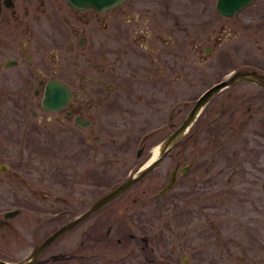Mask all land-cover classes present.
<instances>
[{
	"label": "flooded vegetation",
	"instance_id": "1",
	"mask_svg": "<svg viewBox=\"0 0 264 264\" xmlns=\"http://www.w3.org/2000/svg\"><path fill=\"white\" fill-rule=\"evenodd\" d=\"M242 10L223 15L214 3L207 15L193 0H124L103 10L67 0H0V264L240 260L226 252V241L242 238L241 193L258 212L253 221L264 215L250 195L264 177V163L256 167L264 157L253 146L264 138L257 104L264 87L256 81H264V60H236L231 23ZM167 96L174 98L167 137L187 126L163 157L175 178L154 195L156 221L159 199L182 177L203 221L201 232L176 233L171 225L197 214L190 206L184 217L174 210L163 223L167 232L153 238L138 198L129 199L133 185L91 209L128 178L126 169L112 179L132 142L142 157ZM145 127L152 130L136 137ZM248 231L251 240L256 228Z\"/></svg>",
	"mask_w": 264,
	"mask_h": 264
},
{
	"label": "rangeland",
	"instance_id": "2",
	"mask_svg": "<svg viewBox=\"0 0 264 264\" xmlns=\"http://www.w3.org/2000/svg\"><path fill=\"white\" fill-rule=\"evenodd\" d=\"M214 3L215 0H193V5H196L200 10L207 9V15L214 14V12L211 11L214 8ZM238 15L240 16L241 20L237 21L236 23H231L232 29L234 28L236 30V39L240 42L239 49L236 53V60H253V58L254 60H264V0H257L253 3H250L249 5L244 7ZM253 20L256 23V25H254L255 27H249L250 21ZM215 22H218V19ZM231 43L232 42L228 41L227 43H225V47H228V45ZM173 100L174 98H169L167 96L165 98V102L161 107L160 113L156 114V134L151 138L152 140L150 139V141L148 142L146 146L147 149L143 153L142 157L136 158L135 150L139 147V145L135 144V142H132V144L129 145V151L126 156L124 167H122L120 173L113 176V181L122 176L125 173L126 169L129 173L128 177L132 173L138 171L152 157L155 146L154 144H156L157 146L167 137L170 132L168 121L169 109L167 110V108ZM257 104L258 107H260V109H262V111L264 112V103H260L258 101ZM181 115L179 117H181ZM179 117L177 119H179ZM143 130H145V132H149L152 129L146 130V127L143 129H138L135 136L137 137V135H139ZM256 138L257 139L253 146H257V149L260 150V153L262 154L261 158H263L264 138H260L258 136ZM176 150H178V147H173L172 152H175ZM145 158L147 159L145 160ZM261 161L264 163V158L260 161L257 160V169L261 167ZM170 163V157H165L156 168H154L153 170L145 174L142 178H140L137 182H135L128 191L130 200L134 197L138 198L136 207L141 208L140 210L143 211L142 224L144 226V232L154 234L153 238L156 236V232H158L159 229V231L161 232L165 231L163 223L168 222L169 217L174 212V210L181 209V215L182 217H184L183 215H186L188 206H190V209L195 212V215H197L195 217L193 216L191 218L192 220L189 219L185 225H171V229H173V231H175L176 233H187V230L189 229L192 233H195L196 231H202V213L200 209L197 208V205L190 204V200H193V198L188 197V194H186V183L184 181V177L178 179V184H176L168 194L163 195L159 199L158 208L163 216L158 222L156 221V203L154 202V195L163 187L167 179H169L168 177L170 175ZM73 164L75 166V162L66 161L65 167L72 168ZM111 167L120 168V165H113ZM263 179L264 177L261 178V180H256V183L253 187V192H251L250 195L253 196V199H255L256 204L258 205L257 210H262L264 213V191H262L261 189L262 187L264 188V182H262ZM241 195H245L244 199L241 198V202H243L244 200L247 201V204L244 205V208L240 209L241 215L239 217V220L240 233L242 235V238L241 241H226V244L229 245V248L226 247V252L235 253L237 255L236 257H238L237 259L240 258V260H238L236 264H238L239 261L240 264H243V261H245L247 264H251L249 263V261L251 260L255 261L254 264H264V239H261L264 236V215L262 216V219L260 221H253L251 218L254 216H258V212H256L251 205L248 194L241 193ZM232 222L233 221L231 220L229 224L225 225V228L227 229V227L229 226L232 227ZM249 227L256 228L255 233L251 234V240L249 236H243V234H247L249 232ZM259 234H261V237L253 241L252 239L257 237ZM193 238L194 239L192 240V243H195V245L201 242V239L199 237L196 238L195 235H193ZM234 243H239V245L235 246ZM226 252L225 260L232 261V255L228 257V253Z\"/></svg>",
	"mask_w": 264,
	"mask_h": 264
},
{
	"label": "water",
	"instance_id": "3",
	"mask_svg": "<svg viewBox=\"0 0 264 264\" xmlns=\"http://www.w3.org/2000/svg\"><path fill=\"white\" fill-rule=\"evenodd\" d=\"M69 4H71L74 7L77 8H84V7H94L96 9H106L109 7H112L116 4H119L123 2L124 0H67ZM252 0H216V10L223 14V15H232L242 7L249 4ZM242 79V78H241ZM256 81L264 87V81L260 78H256ZM200 103V102H199ZM194 116V113L192 114ZM187 123L184 122L178 130H176L174 133H172L170 136H168L163 142H162V148L159 152V155L153 159L147 162L138 172H136L133 176L126 179L124 182H122L116 189L111 191L110 193L106 194L102 199H100L96 205L93 206L91 210L96 209L101 204L107 202L112 197L123 191L124 189L130 187L135 182H137L140 178H142L145 174L153 170L163 159L164 155L168 150L174 145V143L177 141L176 139L179 137L181 132L184 131L186 128ZM175 178L174 170H172L169 179L159 194H163L166 191L169 190V188L172 186ZM90 210V211H91ZM66 226L65 228H67ZM64 228V229H65Z\"/></svg>",
	"mask_w": 264,
	"mask_h": 264
},
{
	"label": "bare ground",
	"instance_id": "4",
	"mask_svg": "<svg viewBox=\"0 0 264 264\" xmlns=\"http://www.w3.org/2000/svg\"><path fill=\"white\" fill-rule=\"evenodd\" d=\"M184 133H185V130L179 135L178 138H180V136H182ZM161 148H162V143L159 144V145H157V146L154 148V150H153V155H152V157H151L149 160H153V159H155V158L159 155V152H160ZM148 162H149V161H148ZM135 173H136V172H135ZM135 173H132L131 176H133ZM131 176H130V177H131Z\"/></svg>",
	"mask_w": 264,
	"mask_h": 264
}]
</instances>
